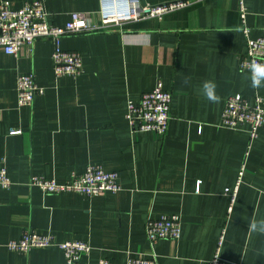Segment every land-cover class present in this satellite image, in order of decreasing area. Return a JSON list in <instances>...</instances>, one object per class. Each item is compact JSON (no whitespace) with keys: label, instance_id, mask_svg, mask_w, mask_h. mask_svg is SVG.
<instances>
[{"label":"crops","instance_id":"0c3cea01","mask_svg":"<svg viewBox=\"0 0 264 264\" xmlns=\"http://www.w3.org/2000/svg\"><path fill=\"white\" fill-rule=\"evenodd\" d=\"M4 1L18 9L27 0ZM176 1L188 2L159 17L64 37L62 48L83 57L77 78L56 76L49 38L18 56L0 46V157L14 182L0 189V264H64L57 245L27 254L10 250L7 243L26 230L53 234L57 242H89L90 254L81 257L89 264L103 257L123 264L152 253L159 264H203L224 228L222 258L264 264V232L253 227L264 222V126L248 152L246 127L220 125L229 96L240 94L250 105L257 95L264 100V82L253 87L251 74L239 68L247 42L238 0H141L152 6ZM45 6L58 26L73 12L90 13L99 23L111 7L103 0H45ZM246 6L251 37H264V0H246ZM31 71L45 92L22 106L17 75ZM158 81L173 93L167 133L132 132L128 98L138 102ZM205 83L215 85V101L204 95ZM90 164L118 172L121 190L88 197L44 194L29 185L34 175L66 182ZM243 164L229 215L224 191L234 187ZM172 213L182 215V235L158 240L153 252L147 218Z\"/></svg>","mask_w":264,"mask_h":264},{"label":"built area","instance_id":"2783aa9c","mask_svg":"<svg viewBox=\"0 0 264 264\" xmlns=\"http://www.w3.org/2000/svg\"><path fill=\"white\" fill-rule=\"evenodd\" d=\"M111 7L101 13V22L92 20L87 12H73L71 19L64 25L58 26L49 21V14L45 0H27L21 8L13 9L9 2L0 0V46L7 54L18 56L23 47H32L40 38H49L54 43L52 60L57 77L71 76L77 78L83 69V57L78 51L65 50L61 41L69 35L99 32L120 26L127 22H134L147 17L161 16L166 12L183 7L188 1H176L168 4L152 6L143 4L141 0H103ZM105 5V4H104ZM238 10L242 23V32L246 37L247 52L240 57L239 68L248 71L251 75L253 65L264 66V37L252 38L250 27L247 24L248 9L246 0H238ZM16 87L18 103L31 106L34 98L45 92V88L36 83L34 72H19ZM256 88V87H255ZM173 93L158 81L155 87L143 92L138 102L128 98L126 118L132 132H155L165 135L171 120V103ZM263 98L256 96L255 104L250 105L248 100L240 94L227 98L222 113L220 125L230 129L246 127L249 134L248 152L253 141L258 137L259 130L264 126ZM12 134L20 130H12ZM247 152V154H248ZM245 164L238 172L233 188H226L225 195L230 198L228 214L233 211L238 191L243 180ZM119 173L107 171L99 164H90L83 173L71 174L69 180L63 183L43 176H32L29 185L38 187L44 194H59L63 192H78L88 197L105 195L108 192L121 190ZM14 182L9 175L6 159L0 157V189H10ZM182 215L177 213L162 214L159 217L149 215L145 223V233L153 252L154 245L160 239L178 241L182 235ZM223 229L218 247L212 258L203 264H236L220 255V248L225 236ZM57 245L64 252V264H89L81 257L89 255L92 246L82 240H67L57 242L50 233L37 230H26L21 238L10 240L7 246L10 250L19 253H28L33 248H46ZM99 264H113L106 257L100 258ZM123 264H159L155 253L150 257L143 255L129 257Z\"/></svg>","mask_w":264,"mask_h":264},{"label":"clouds","instance_id":"9594fccd","mask_svg":"<svg viewBox=\"0 0 264 264\" xmlns=\"http://www.w3.org/2000/svg\"><path fill=\"white\" fill-rule=\"evenodd\" d=\"M251 73L252 86L260 87L262 82H264V66L253 65ZM203 93L209 100L215 101L217 99V96L215 95V85L212 83L204 84ZM253 227L264 232V222H261L258 225H253Z\"/></svg>","mask_w":264,"mask_h":264}]
</instances>
